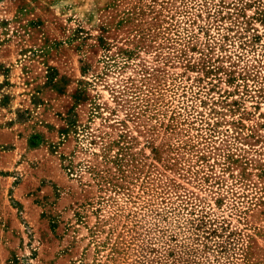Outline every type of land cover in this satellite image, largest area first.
<instances>
[{
	"label": "rangeland",
	"instance_id": "1",
	"mask_svg": "<svg viewBox=\"0 0 264 264\" xmlns=\"http://www.w3.org/2000/svg\"><path fill=\"white\" fill-rule=\"evenodd\" d=\"M0 264H264V0H0Z\"/></svg>",
	"mask_w": 264,
	"mask_h": 264
}]
</instances>
